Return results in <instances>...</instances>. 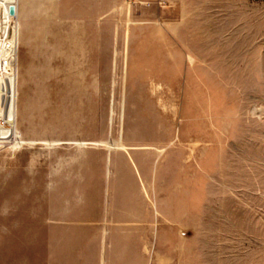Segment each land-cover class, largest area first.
<instances>
[{
    "label": "rangeland",
    "instance_id": "1",
    "mask_svg": "<svg viewBox=\"0 0 264 264\" xmlns=\"http://www.w3.org/2000/svg\"><path fill=\"white\" fill-rule=\"evenodd\" d=\"M0 10V264H264V0Z\"/></svg>",
    "mask_w": 264,
    "mask_h": 264
},
{
    "label": "built area",
    "instance_id": "2",
    "mask_svg": "<svg viewBox=\"0 0 264 264\" xmlns=\"http://www.w3.org/2000/svg\"><path fill=\"white\" fill-rule=\"evenodd\" d=\"M19 48L20 33L18 23L15 19H10L7 11L0 10V113H2L3 108H5L8 99L11 100L13 97L11 87L13 84L8 83V78L5 76V72L8 70V57L13 55L17 64ZM16 71H18V68ZM0 126L12 129L10 122L5 119H0ZM0 145V150H3L6 147L5 145L8 144L2 143Z\"/></svg>",
    "mask_w": 264,
    "mask_h": 264
},
{
    "label": "bare ground",
    "instance_id": "3",
    "mask_svg": "<svg viewBox=\"0 0 264 264\" xmlns=\"http://www.w3.org/2000/svg\"><path fill=\"white\" fill-rule=\"evenodd\" d=\"M14 9H12L11 10V14H13L14 15ZM15 63H16V60H15V58H14V56H12L11 57V59H10V64L12 65V66H14L15 65ZM11 139H8V138H2V139H0V144H2V143H7L8 145H9V143H8V141H10ZM8 145H5V146H8ZM0 148H1V145H0Z\"/></svg>",
    "mask_w": 264,
    "mask_h": 264
}]
</instances>
